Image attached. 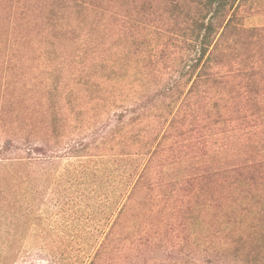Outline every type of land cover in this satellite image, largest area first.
I'll return each instance as SVG.
<instances>
[{
  "label": "rangeland",
  "instance_id": "1",
  "mask_svg": "<svg viewBox=\"0 0 264 264\" xmlns=\"http://www.w3.org/2000/svg\"><path fill=\"white\" fill-rule=\"evenodd\" d=\"M205 15L203 0H0V264H264V0L214 20L212 69L157 148L161 88Z\"/></svg>",
  "mask_w": 264,
  "mask_h": 264
},
{
  "label": "trees",
  "instance_id": "2",
  "mask_svg": "<svg viewBox=\"0 0 264 264\" xmlns=\"http://www.w3.org/2000/svg\"><path fill=\"white\" fill-rule=\"evenodd\" d=\"M241 1L243 0H203L204 8L209 12L210 18L208 22H206V15H205V17L202 20H200L199 23L197 24V30H195L196 39L194 40L195 42L193 45V47L195 48L196 55L190 60L189 65H185V67L181 69L178 77L168 82L167 85L161 88L162 89L161 97L163 96L166 99L168 98L171 104V105L170 104L166 105L163 101H161V104L163 106L169 108V112L164 111L162 116H164L166 113H169L167 117L172 116V118L170 120L169 125L165 129L162 139L157 144V148L159 145L160 146L163 145V142L167 138L168 134H170L171 129L175 130L180 125L182 127H185V125L183 124L185 121L184 119L185 115H187L185 110H186V107H189V103H191L192 101V97L190 96H193L196 94L197 90L199 89L200 83L204 81L203 80L205 79L204 77L206 76V74L208 75V71L212 69V63L215 57H217V51L216 53L214 51L216 50V47L219 48V45H220V43L217 44L218 42L215 43L216 41L215 37L218 34L219 30L217 31V28L214 25V20L218 18L222 12H225V13L227 12L229 14L231 13L229 17L221 15V23L219 25V29L220 27H223V25L225 24L227 20V23L225 24V28H224L226 30L228 27H230L231 23H233V21L235 20L236 8L239 7V4L241 3ZM225 30L221 34V37H223L222 35L224 34ZM213 45L214 47L212 48ZM186 76H188L187 83L183 81V78ZM183 83L188 84V86L191 84V87L189 88L188 93L183 97L175 113L172 114L170 113L172 112V108H173L172 104L177 103L178 100L184 95V91L182 89ZM162 111H160V113ZM223 115L227 116V113L223 112L222 115L221 114L219 115V118H221V120H224ZM202 120H203V117H200V116L196 117L193 120L194 121L192 124L193 131L200 130L203 128V127L202 128L199 127L200 126L199 124ZM198 121L200 122L197 123ZM215 124L216 122L211 123V125H215ZM211 128H212L211 126L208 127V129H211ZM156 150L150 154V159L148 161L149 163L153 161L152 158L155 156V154H157ZM142 177H143V173L139 176V179L137 183L135 184L136 187L138 186ZM134 193L135 191L134 192L132 191L129 198H131L134 195ZM245 193H251V190L247 189ZM257 260H260V259H255V262Z\"/></svg>",
  "mask_w": 264,
  "mask_h": 264
}]
</instances>
